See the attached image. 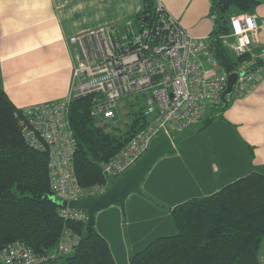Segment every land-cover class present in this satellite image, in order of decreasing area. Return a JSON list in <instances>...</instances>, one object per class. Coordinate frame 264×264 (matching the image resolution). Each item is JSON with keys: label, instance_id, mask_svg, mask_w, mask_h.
Segmentation results:
<instances>
[{"label": "built area", "instance_id": "1", "mask_svg": "<svg viewBox=\"0 0 264 264\" xmlns=\"http://www.w3.org/2000/svg\"><path fill=\"white\" fill-rule=\"evenodd\" d=\"M114 2L119 0H100ZM122 42L113 27L93 28L68 38L76 47L71 71L69 95L61 100L16 108L17 125L24 142L37 151L48 153V179L52 191L62 201L97 197L109 187V178L128 170L147 150L151 139L160 132L170 138L199 123L208 110L222 105L228 73L209 46L208 37L196 38L168 13L160 0L155 1L152 20ZM256 18L240 14L231 18V33L223 36L234 43L228 49L235 59L250 51L251 35L257 30ZM253 65V66H251ZM234 66L236 80L232 93L241 98L264 72V66L241 60ZM95 95L91 115L101 123L116 125V107L125 97H139L144 105L146 125L135 133L122 149L105 161L102 171L106 181L81 187L75 177L73 158L76 149L70 120V102ZM64 219L85 221L84 210L62 206ZM79 236L64 230L52 252L39 254L22 242L0 250V264H43L56 255L73 251ZM264 264V256L260 258Z\"/></svg>", "mask_w": 264, "mask_h": 264}, {"label": "trees", "instance_id": "2", "mask_svg": "<svg viewBox=\"0 0 264 264\" xmlns=\"http://www.w3.org/2000/svg\"><path fill=\"white\" fill-rule=\"evenodd\" d=\"M209 2L212 29L208 39L217 41L233 65L249 60L264 66L260 58L251 57V51L238 59L231 57L227 47L234 40L228 39L226 44L222 39L231 33V18L251 15L258 2ZM154 6L155 0H141V9L132 15L138 30L152 20ZM144 16L147 19L143 24ZM94 96L75 98L69 105V120L76 139L73 166L81 187L104 183L103 163L118 153L147 122L142 100L136 96L133 102L129 99L131 119L123 132L115 125L101 123L102 120L91 115ZM16 112L0 89V250L8 244L22 242L34 252L46 254L55 249L63 231L68 229L79 236L73 251L56 255L43 264H115L106 239L94 227L86 230L87 219L75 221L61 217V202L49 184L48 153L24 142ZM184 134L174 136L173 142ZM170 216L176 232L156 237L131 253L129 264H260L264 242V176L249 173L212 194L175 205Z\"/></svg>", "mask_w": 264, "mask_h": 264}, {"label": "crops", "instance_id": "3", "mask_svg": "<svg viewBox=\"0 0 264 264\" xmlns=\"http://www.w3.org/2000/svg\"><path fill=\"white\" fill-rule=\"evenodd\" d=\"M160 1L191 36H209L212 29L209 0ZM255 1L258 5L251 15L255 16L258 28L251 35L250 54L264 62V0ZM119 2L124 17L134 15L141 8V0ZM85 5L86 0H79L78 4L74 0H0V89L16 108L61 100L69 95L77 51L67 40L95 27L86 16L76 17V11L82 6L84 9ZM229 100L222 115L235 127L248 150L247 161H226L224 168L228 175L223 180H212L208 186H200L184 198L177 197L169 202L161 200L155 206L145 207V222L151 230L141 233L135 245L140 247L156 237L171 235L170 209L175 205L212 194L252 172L264 176V170L258 169L264 168V72L245 96H234L232 102L231 98ZM196 177L200 176L190 174L186 180L196 185L199 183ZM135 223L133 219L132 225ZM135 249L137 252L142 248L137 246ZM262 250L261 245L260 254ZM110 251L115 264H129L128 257L134 253L125 249L124 260L120 263L111 248Z\"/></svg>", "mask_w": 264, "mask_h": 264}, {"label": "rangeland", "instance_id": "4", "mask_svg": "<svg viewBox=\"0 0 264 264\" xmlns=\"http://www.w3.org/2000/svg\"><path fill=\"white\" fill-rule=\"evenodd\" d=\"M119 1L86 0V7H80L76 11V17L86 16L92 26H95L93 28L113 27L115 36L122 42H127L129 35L125 28L126 23H132L133 32H136L137 27L132 16H122ZM78 2L79 0H74V3ZM233 97L232 94L229 97L231 102ZM132 98L125 97L117 103L115 126L120 132H123L130 122L128 102ZM218 114L219 110H208L199 123L192 126L179 140L175 139V152L157 161L143 179L140 185L141 193L129 194L123 208L114 204L96 213L93 227L108 241L118 262H123L125 249L135 252L137 246H145L135 245L141 233L151 230V226L145 222V207L155 206L154 204L161 200L169 202L177 197L184 198L196 192L200 186H208L212 180H223L228 175L224 168L226 161H247L248 150L238 137L235 127L229 124L223 115L218 117ZM234 167L236 168L235 165ZM258 169L264 170L262 167ZM194 173L200 176L195 178L199 181L196 185L186 180V177ZM133 219L136 221L134 225ZM175 232L173 225L171 235ZM262 249L260 255L264 253V242Z\"/></svg>", "mask_w": 264, "mask_h": 264}, {"label": "water", "instance_id": "5", "mask_svg": "<svg viewBox=\"0 0 264 264\" xmlns=\"http://www.w3.org/2000/svg\"><path fill=\"white\" fill-rule=\"evenodd\" d=\"M147 16H144L142 23L146 22ZM209 46L213 53L218 57L221 66L228 73L227 87L222 95V105L219 113H223L229 106V97L232 94L233 86L236 80V73L233 72L234 66L228 57L223 53L215 39L209 40ZM175 145L173 139L165 132L155 135L150 142L147 150L141 157L123 174L116 178H109L108 189L97 197H82L75 201L61 202V206L66 205L70 208L84 210L87 214L86 230L90 231L95 223V215L97 212L107 209L109 206L117 204L124 207L126 197L131 193L140 194V185L155 165V163L163 156L173 154Z\"/></svg>", "mask_w": 264, "mask_h": 264}]
</instances>
